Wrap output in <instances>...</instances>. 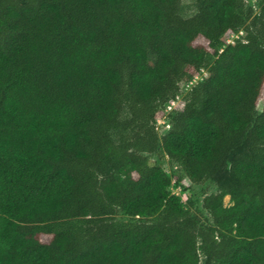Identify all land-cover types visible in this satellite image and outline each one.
<instances>
[{
	"label": "trees",
	"instance_id": "trees-1",
	"mask_svg": "<svg viewBox=\"0 0 264 264\" xmlns=\"http://www.w3.org/2000/svg\"><path fill=\"white\" fill-rule=\"evenodd\" d=\"M179 5L0 0V264H264V0Z\"/></svg>",
	"mask_w": 264,
	"mask_h": 264
},
{
	"label": "rangeland",
	"instance_id": "rangeland-1",
	"mask_svg": "<svg viewBox=\"0 0 264 264\" xmlns=\"http://www.w3.org/2000/svg\"><path fill=\"white\" fill-rule=\"evenodd\" d=\"M246 5L251 6L253 9V17L258 15V0H245ZM196 12L195 7V0H180L179 5V14L182 17H190ZM242 31H240L238 34L231 35L226 42H233L234 39H236L238 36H240ZM198 79V78H196ZM188 87V86H185ZM184 87V88H185ZM186 89V88H185ZM173 104V103H172ZM261 106V103H260ZM260 106L258 107V111L260 110ZM161 132L165 130V127L163 129H160ZM152 160L155 159V156L151 158ZM160 161L163 163V165L166 167L167 171L170 172V163L167 161V158L165 156L160 157ZM217 180L218 178H214L204 184L196 185L193 184L190 187H185L183 185H188L189 183L187 181L183 182L184 184L181 185V187L178 186H172V191L177 193L183 201H186V206L189 208V211L192 214L198 215L204 222H207L211 220L210 213L207 209L203 206V200L204 197L208 194H214L218 192V186H217ZM222 203L225 206H229L232 204V200L230 199V196L228 194H225L222 198ZM198 253L200 255V262L207 264H216L214 261H208L205 256L202 254L201 249H198Z\"/></svg>",
	"mask_w": 264,
	"mask_h": 264
},
{
	"label": "built area",
	"instance_id": "built-area-1",
	"mask_svg": "<svg viewBox=\"0 0 264 264\" xmlns=\"http://www.w3.org/2000/svg\"><path fill=\"white\" fill-rule=\"evenodd\" d=\"M165 122V120L162 118V119H158V123L159 124H163Z\"/></svg>",
	"mask_w": 264,
	"mask_h": 264
}]
</instances>
